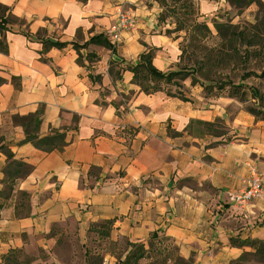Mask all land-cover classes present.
<instances>
[{
	"label": "crops",
	"instance_id": "0c3cea01",
	"mask_svg": "<svg viewBox=\"0 0 264 264\" xmlns=\"http://www.w3.org/2000/svg\"><path fill=\"white\" fill-rule=\"evenodd\" d=\"M192 2L202 21L230 9L226 0ZM0 5L25 24L0 33L7 49L0 52V261L10 250L48 246L54 229L86 237L90 225L108 220L110 244L147 246L157 234L190 264H233L254 252L231 240L264 241V198L236 208L226 193L243 186L248 166L264 189V120L246 111L247 100L207 94L185 79L182 97L140 92L131 69L141 54L151 50V65L163 74L179 72L181 59V33L165 34L154 0ZM120 13L135 26L115 43ZM97 36L107 46L89 43ZM48 42L64 47L46 49ZM239 45L243 55L256 48ZM247 75L227 83L241 92ZM29 117L40 120L39 138L65 132L63 151L26 142L18 120ZM129 129L137 130L131 138L123 134ZM7 152L31 168L11 187L3 182ZM19 193L29 197L27 217L16 216Z\"/></svg>",
	"mask_w": 264,
	"mask_h": 264
},
{
	"label": "trees",
	"instance_id": "16d2710c",
	"mask_svg": "<svg viewBox=\"0 0 264 264\" xmlns=\"http://www.w3.org/2000/svg\"><path fill=\"white\" fill-rule=\"evenodd\" d=\"M161 8L167 9V14L173 18L174 28L172 30H167L165 32L166 35L171 34H179L183 33L182 42L179 44V49L181 51V56L185 54L184 43L191 46L194 41H203L207 36L211 34L210 29L207 24L204 22L198 21V14L196 10V6L192 2V0H154ZM230 7L237 10L238 12L246 9L252 4L257 5L260 9L263 8L264 4L260 0H227ZM168 17V16H166ZM162 20V19H161ZM25 24L23 21L17 19L13 16L11 10L9 8L3 7L0 5V33L5 34L6 32H12L13 27H23ZM213 27L219 37L220 41L224 45H229L232 47L233 43H235V39L238 38V42L246 47L255 46L256 42L263 43L264 41V20L259 25L250 26L249 28H244L241 31H237V26L231 25L229 22L218 23L214 22ZM249 29L252 36L245 35L246 30ZM253 32V33H252ZM22 34L25 37L28 36L26 32ZM100 42L101 44L107 46L105 40L102 36H97L90 39L89 43ZM183 43V45H181ZM186 45V44H185ZM46 49H50L56 47L61 49L64 47L62 44H58L57 42H48L44 44ZM188 46V47H189ZM261 51V50H260ZM0 52L6 53V45L3 42H0ZM251 54V52L245 51L243 55V59L247 58V55ZM246 57V58H245ZM89 58V55L86 56V59ZM152 52L149 50L148 52H144L140 55L139 63L136 67L131 69V72L134 74L133 82L140 88V92L144 94L150 95L160 91V84L162 82L169 83L171 78H174L179 75V72H170L168 74H163L156 71L152 65ZM79 62V57H78ZM219 62V60L217 61ZM209 63V61L207 62ZM10 82L18 87V82L15 78H11ZM149 84H146V83ZM6 83L4 79L0 78V85ZM230 84V83H229ZM231 85V84H230ZM232 90L229 92L230 96H237L241 101H244L242 92H240L241 86H231ZM220 89V88H218ZM246 111L253 115L256 118H259V112H256L253 108H247ZM264 120V118H260ZM20 124L24 128L25 139L26 142L30 143L35 149L43 152L50 153L53 151L61 152L66 147L67 143L65 142V132H54L51 135L39 138L37 135L33 134L39 127L40 120L37 117H29L25 119L18 120ZM137 130L129 129L123 130L124 136L131 138L135 135ZM6 158L8 160V164L3 169L4 174V183H6L9 187L14 185L15 181L26 177L30 174L31 168L24 163L17 162L12 160V155L7 152ZM19 198L21 201L22 210L16 212V216L18 217H27L29 215V209L25 210V207L28 203L29 197L25 193H19ZM113 220L104 221L98 224H92L89 226L87 230V237L91 236L93 241L99 243L109 244L110 233L113 228ZM50 235H53V231H51ZM170 241V239L165 237H159L157 234H152L150 237L147 246L144 244H127L129 250L125 254L123 259H119L116 264H141L144 260H149V258L157 259L158 256L162 257L163 263L167 261V258H171V250L165 246L164 242ZM231 243L234 247L242 249L244 247H249L254 249L253 253H243L240 258L234 262L233 264H242L249 257L254 258L258 262L264 263V241L258 240H231ZM172 248L174 249L175 258L173 259L174 264H190L188 262H184L178 256V251L174 243L172 242ZM173 251V250H172ZM170 252V254H169ZM91 252L86 251L85 264H102L103 260L99 254L92 255ZM0 264H31L28 258L23 256L22 249L10 250L6 255L1 258Z\"/></svg>",
	"mask_w": 264,
	"mask_h": 264
},
{
	"label": "rangeland",
	"instance_id": "374dc122",
	"mask_svg": "<svg viewBox=\"0 0 264 264\" xmlns=\"http://www.w3.org/2000/svg\"><path fill=\"white\" fill-rule=\"evenodd\" d=\"M226 2L228 1L226 0ZM160 9L159 14L163 22L161 26L164 30H172L174 28L172 24L174 22L173 18L167 14V9L161 7ZM196 10L199 16L197 6ZM199 18V22L208 24L211 34L203 41H194L191 46L187 45V43L181 44L187 47H185V54L181 56L177 67L179 75L171 78L169 83L162 82L159 87L160 91L168 96L182 97V82L185 79L191 84L202 87L207 94L229 93L232 87L228 85V81L232 80L237 83L243 74L247 75L250 73L252 75L248 74L247 76L250 77L246 80L248 84L243 85L241 91L243 98L247 100L245 108H253L256 112L262 114L258 115L259 118H264V44L256 42L255 51L253 50L244 60V47L239 45L238 38L235 39L232 47L224 45L213 27L214 22H229L231 25L237 26V31H241L244 28L259 25L264 20L263 8L260 9L257 5L252 4L238 12L230 7V9L218 13L207 21L199 20ZM245 35L252 36L249 29L246 30ZM180 36L179 44L182 42L184 34L181 33ZM260 49L261 51H259ZM218 60L219 62H217ZM208 61L209 63H207ZM146 84L149 83L147 82ZM249 86H252L253 90H250ZM52 231L53 235L51 236L54 239L48 246L33 251L30 249L29 251L23 250V256L28 258L31 264H85L86 251L91 252V256L99 254L103 260L102 264H116L119 259L124 258L129 250L127 244L123 243V241H118L115 245L110 243L108 245L93 241L91 236H81L78 232L62 231L60 229ZM164 244L171 250V258H167V261L163 263L161 256H158L157 259H152L151 256L149 260H144L141 264H174L175 255L172 242L165 241ZM242 264L264 263L249 257Z\"/></svg>",
	"mask_w": 264,
	"mask_h": 264
},
{
	"label": "built area",
	"instance_id": "2783aa9c",
	"mask_svg": "<svg viewBox=\"0 0 264 264\" xmlns=\"http://www.w3.org/2000/svg\"><path fill=\"white\" fill-rule=\"evenodd\" d=\"M135 26L134 17L128 13H120L117 21V30L111 35V39L116 43L119 42L120 33L128 32ZM228 202L236 208H245L255 201L264 198V189L262 182L255 170L248 166V175L243 180V186L233 192L226 193Z\"/></svg>",
	"mask_w": 264,
	"mask_h": 264
}]
</instances>
